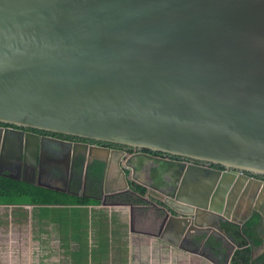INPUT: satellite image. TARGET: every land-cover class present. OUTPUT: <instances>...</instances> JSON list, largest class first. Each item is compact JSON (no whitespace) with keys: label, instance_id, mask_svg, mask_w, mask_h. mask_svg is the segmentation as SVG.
<instances>
[{"label":"water","instance_id":"1","mask_svg":"<svg viewBox=\"0 0 264 264\" xmlns=\"http://www.w3.org/2000/svg\"><path fill=\"white\" fill-rule=\"evenodd\" d=\"M0 122L230 169L181 163L156 235L182 247L216 216L233 242L223 222L264 219V0H0ZM93 148L105 193L129 188Z\"/></svg>","mask_w":264,"mask_h":264},{"label":"flooded vegetation","instance_id":"2","mask_svg":"<svg viewBox=\"0 0 264 264\" xmlns=\"http://www.w3.org/2000/svg\"><path fill=\"white\" fill-rule=\"evenodd\" d=\"M4 134L6 136L5 141ZM0 137V178H11L29 185L42 186L56 192L67 193L73 198L96 199L99 202L95 204L101 205L118 202L105 200L106 195L112 194L104 191L105 175L109 166V164L106 165L105 154L103 152L99 154V159L101 160L93 156L88 159L89 147L92 150H94L93 147L109 148L112 151L111 162H119L128 179L129 188L135 184L145 186L157 193L158 197H161L163 204H165L166 199V195L163 192H171L174 188L176 178L172 173L173 171L175 172V169H179L181 163L194 162L216 169H228L222 165L193 160L186 156L85 139L30 127H18L3 122H0ZM98 164L101 166L100 175H98L99 172L96 170ZM260 178L264 179V176H260ZM118 186H122V184H108L109 188ZM127 189H122L121 191ZM95 204L63 202L53 204L7 203L1 205L63 206L73 208ZM158 205L161 206L157 200H152V206ZM259 208L264 212V201L260 203ZM167 211H170L169 207L166 208L161 224L167 221ZM255 213L260 215L258 211L253 210L251 216ZM242 214L244 213L242 212ZM202 219L209 222V227L204 230H197V239L189 238L184 242V245L195 248L201 240L207 237L208 239L213 237L226 238L215 231L213 224L218 221L216 216H205ZM260 222L259 229L262 234V246H264V219L260 220ZM167 235L174 238V234L168 233ZM189 236L192 235L189 234ZM196 248L199 247L197 246ZM205 250L207 249L205 248Z\"/></svg>","mask_w":264,"mask_h":264},{"label":"rangeland","instance_id":"3","mask_svg":"<svg viewBox=\"0 0 264 264\" xmlns=\"http://www.w3.org/2000/svg\"><path fill=\"white\" fill-rule=\"evenodd\" d=\"M128 211L107 204H0V264H129Z\"/></svg>","mask_w":264,"mask_h":264},{"label":"trees","instance_id":"4","mask_svg":"<svg viewBox=\"0 0 264 264\" xmlns=\"http://www.w3.org/2000/svg\"><path fill=\"white\" fill-rule=\"evenodd\" d=\"M98 175L101 172V166L96 167ZM14 196L22 199H14ZM30 197V200L24 198ZM106 201H115L123 204L133 205V216L143 218L146 221H154L158 224L162 222L165 215V204L162 203L158 194L149 190L145 186L135 184L129 189L106 195ZM152 200H157L158 206H152ZM63 202H74L81 204H95L99 201L83 197H72L67 193L56 192L38 185H29L27 183L11 178H0V203H31V204H53ZM169 211H167L168 213ZM260 215L253 214L242 226L232 222H223L222 226L226 236L232 239L236 249L231 257V264H264V254L256 259L253 255L258 251L262 244V234L260 228Z\"/></svg>","mask_w":264,"mask_h":264},{"label":"crops","instance_id":"5","mask_svg":"<svg viewBox=\"0 0 264 264\" xmlns=\"http://www.w3.org/2000/svg\"><path fill=\"white\" fill-rule=\"evenodd\" d=\"M107 205L121 206L129 210V264H231V257L236 246L228 238H206L198 243L197 246L199 248H196L197 246L191 248L184 245V243L182 247H179L156 235L161 229V222L160 224L154 221L148 222L143 218H136L135 220L133 209L129 206L119 204ZM164 228L165 225L163 226ZM181 229V223L177 222H171L168 226L169 233L172 235L177 234ZM224 246L229 248L228 252L223 250ZM261 248L262 244L254 255H257ZM85 251L88 256L89 249ZM90 252L93 255L94 250L92 249ZM253 259H256V257ZM74 264L77 263L74 261Z\"/></svg>","mask_w":264,"mask_h":264}]
</instances>
